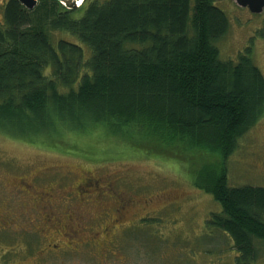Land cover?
<instances>
[{"label": "trees", "instance_id": "obj_1", "mask_svg": "<svg viewBox=\"0 0 264 264\" xmlns=\"http://www.w3.org/2000/svg\"><path fill=\"white\" fill-rule=\"evenodd\" d=\"M2 26L0 131L52 151L94 158L122 139L141 157L210 146L226 158L264 113V74L251 49L220 59L230 22L210 0H40L32 10L8 0ZM206 170L193 183L222 208L206 227L233 245L236 264H256L264 187H230L226 168L208 180Z\"/></svg>", "mask_w": 264, "mask_h": 264}, {"label": "rangeland", "instance_id": "obj_2", "mask_svg": "<svg viewBox=\"0 0 264 264\" xmlns=\"http://www.w3.org/2000/svg\"><path fill=\"white\" fill-rule=\"evenodd\" d=\"M7 1L0 0L1 26ZM63 1L68 5L71 0ZM210 1L226 13L230 22L228 34L218 43L220 59L236 61L240 54L251 49L253 62L264 74V36L259 31L264 29V10L252 13L238 7L234 0ZM85 7L75 17H80ZM61 35L73 38L68 33ZM128 145L116 139L108 145L104 156L86 158L43 148L41 140L33 144L0 131V264H236L233 245L206 227L211 213L220 212L221 205L213 195L194 185L192 175L197 176L205 167L208 180L209 175L226 168L228 186L264 187V113L226 158L219 149L210 146L200 148L197 154L180 153L166 159L141 157ZM21 175L34 176L36 187L59 184L70 192L76 191L82 176L101 180L104 190L110 193L97 198L93 195L99 190L92 184V196L85 200L90 206H82L80 212L85 214V220L75 212L70 220L74 226L82 222L86 226V234L76 237L79 252L63 257L45 255L46 260L39 256L38 248L43 247L48 234L42 227L46 225L42 223L46 221L44 213L53 209L64 214L78 197L74 196L73 203L69 196L56 198L55 204L41 203L30 214L41 226L25 232L22 227L28 222L25 218L32 209V200L21 199L22 195L16 194L11 184L13 177ZM120 202L126 204V209L119 207ZM105 205L111 207L110 217L96 214L107 212ZM115 208L120 210L117 214ZM38 211L40 219L34 214ZM17 213L20 215L19 219L15 217L16 222L22 226L14 224L6 228V216L14 217ZM115 214L126 216L128 223L119 225L107 239L95 240V234L100 237L104 226H108V218L111 220ZM147 220H154L150 227ZM256 264H264L263 252Z\"/></svg>", "mask_w": 264, "mask_h": 264}, {"label": "flooded vegetation", "instance_id": "obj_3", "mask_svg": "<svg viewBox=\"0 0 264 264\" xmlns=\"http://www.w3.org/2000/svg\"><path fill=\"white\" fill-rule=\"evenodd\" d=\"M48 169V168H47ZM49 172V171H47ZM36 175V174H35ZM17 177V176H16ZM13 177L11 180V184L14 185L16 189V194L22 195L23 200H26V202H30L27 197L32 200V209L28 213L29 216H27L25 219L28 221L24 224L23 230L26 232H33V228H39L41 225L38 222L39 220L34 219V215H30L35 208H39L40 204L45 202V204H55L56 198H61L64 196H69L71 197L72 203L75 200L74 196H77V200L73 203V206L70 207V210H73V207H80L79 211L73 210V211H66L64 214H59L56 210H47L44 214L45 217L43 219H46V221H42V223H46V225L42 226L45 227L48 231V234L46 236L45 242H43V247L39 246L38 248V253L39 256L43 259H45V255L48 256H54V255H59L58 257H63L67 256L69 253H75L79 252V245L78 244V239H76L77 236H82L83 234H86V226L84 225V222L75 224V226L70 222L73 218V213L75 212L81 220L85 218L84 213H80L83 211L82 206L88 208L90 204L87 203L89 197L92 196L90 191V186L94 184V189L99 190L97 191L96 196L99 198L101 194L104 195V193H110L109 191H105L104 187L101 185V180L99 179H92L90 176H82L78 184L75 186L76 191L73 189V191H67L64 189L61 185L57 184H43L39 185L37 184V187L34 185V181L36 180L34 176L26 177L24 175L18 176L17 178ZM37 183H39L37 181ZM109 186V184H107ZM106 186V187H107ZM109 190V189H108ZM90 192V194H89ZM89 194V195H88ZM106 195V194H105ZM87 200V201H85ZM81 205V206H80ZM119 207L121 209H126L123 202L119 203ZM105 209L107 212L100 211L96 214L100 216H111V207L106 206ZM115 213L117 214L120 210L115 208ZM41 212L38 211L36 214L38 219H40L39 214ZM26 214V213H25ZM115 214V216H116ZM18 214L16 216H10L8 214L6 216V228H10V225H14L15 227H21L18 222H16V218L19 219ZM16 217V218H15ZM76 217V216H74ZM85 220V219H84ZM126 220V221H125ZM108 226H104L103 228V234L98 237L95 234V240H103L104 238L108 236H112L114 234V231H116L117 227L119 225H124L128 223V219L126 216H116V217H111L108 218ZM101 226V225H100ZM32 234V233H31ZM107 239V238H106ZM77 245V246H76ZM76 246V247H75ZM84 246V244H82ZM46 260V259H45Z\"/></svg>", "mask_w": 264, "mask_h": 264}, {"label": "water", "instance_id": "obj_4", "mask_svg": "<svg viewBox=\"0 0 264 264\" xmlns=\"http://www.w3.org/2000/svg\"><path fill=\"white\" fill-rule=\"evenodd\" d=\"M23 3L28 9H33L36 4L37 0H19ZM234 2L239 7H248L254 13H260L264 9V0H234ZM69 7H75L74 3H69Z\"/></svg>", "mask_w": 264, "mask_h": 264}, {"label": "bare ground", "instance_id": "obj_5", "mask_svg": "<svg viewBox=\"0 0 264 264\" xmlns=\"http://www.w3.org/2000/svg\"><path fill=\"white\" fill-rule=\"evenodd\" d=\"M78 4H80V3L78 2ZM78 4H77V5H78Z\"/></svg>", "mask_w": 264, "mask_h": 264}]
</instances>
